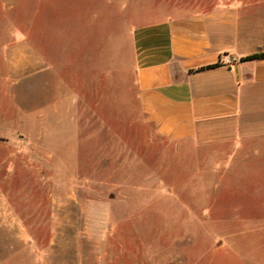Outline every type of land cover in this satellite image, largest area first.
I'll return each instance as SVG.
<instances>
[{
  "label": "rangeland",
  "instance_id": "374dc122",
  "mask_svg": "<svg viewBox=\"0 0 264 264\" xmlns=\"http://www.w3.org/2000/svg\"><path fill=\"white\" fill-rule=\"evenodd\" d=\"M160 1L0 0V40L29 34L50 69L34 93L0 83V110L22 122L0 132V159L14 142L37 158L0 163V251L4 202L31 215L22 264H264V178H238L232 147L178 148L139 110L129 31Z\"/></svg>",
  "mask_w": 264,
  "mask_h": 264
},
{
  "label": "crops",
  "instance_id": "0c3cea01",
  "mask_svg": "<svg viewBox=\"0 0 264 264\" xmlns=\"http://www.w3.org/2000/svg\"><path fill=\"white\" fill-rule=\"evenodd\" d=\"M147 12L145 19L152 21L129 31L133 84L145 124L180 149L232 147L244 170L238 178L263 179L264 57H248L264 53V0H164ZM9 37L8 44L0 40V83L12 87L28 80L34 93L38 83L46 84L41 76L50 70L49 61L31 48L29 34ZM46 110L31 113L33 126ZM21 130L20 115L6 117L0 110V132ZM12 146L13 155L0 163L37 161L22 155L20 143ZM67 156L76 161L72 151ZM17 205L4 202L14 235L13 247L0 251V264H22V244L32 248L31 215Z\"/></svg>",
  "mask_w": 264,
  "mask_h": 264
},
{
  "label": "trees",
  "instance_id": "16d2710c",
  "mask_svg": "<svg viewBox=\"0 0 264 264\" xmlns=\"http://www.w3.org/2000/svg\"><path fill=\"white\" fill-rule=\"evenodd\" d=\"M261 57H264V53L263 54H259V55H254V56H251V57H248V58H261Z\"/></svg>",
  "mask_w": 264,
  "mask_h": 264
},
{
  "label": "built area",
  "instance_id": "2783aa9c",
  "mask_svg": "<svg viewBox=\"0 0 264 264\" xmlns=\"http://www.w3.org/2000/svg\"><path fill=\"white\" fill-rule=\"evenodd\" d=\"M224 63H225V64H229V63H230V59H225V60H224Z\"/></svg>",
  "mask_w": 264,
  "mask_h": 264
}]
</instances>
